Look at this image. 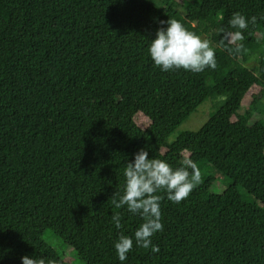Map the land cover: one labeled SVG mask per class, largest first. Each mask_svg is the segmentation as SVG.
<instances>
[{
  "label": "trees",
  "instance_id": "obj_1",
  "mask_svg": "<svg viewBox=\"0 0 264 264\" xmlns=\"http://www.w3.org/2000/svg\"><path fill=\"white\" fill-rule=\"evenodd\" d=\"M185 1L182 14L173 0H0V264L24 255L67 264L47 230L86 264H264V0ZM234 12L256 17L239 41L229 35ZM167 19L209 40L214 69L153 65L147 47ZM220 96L199 131L168 142ZM141 148L173 167L206 161L231 184L216 194L215 178L196 181L179 203L157 193L159 252L134 244L120 262L113 242L142 220L110 198Z\"/></svg>",
  "mask_w": 264,
  "mask_h": 264
},
{
  "label": "clouds",
  "instance_id": "obj_2",
  "mask_svg": "<svg viewBox=\"0 0 264 264\" xmlns=\"http://www.w3.org/2000/svg\"><path fill=\"white\" fill-rule=\"evenodd\" d=\"M255 22V16L246 18L234 12L228 23L238 31L229 34L231 40H241L242 30ZM159 24L161 26L150 40L147 52L153 65L161 72L183 69L199 73L205 67H216L214 49L208 39L189 31L176 19L160 21ZM123 177L122 194L117 198L114 193L110 198L111 204L116 209L125 208L128 213L139 215L142 222L131 236L121 234L113 242L120 262L127 259L134 244L137 248L150 249L154 254L159 252V248L152 243L153 235L163 229L160 212L162 196L157 193L163 191L168 201L179 203L188 196L194 182L199 179L196 166L191 160H184L180 166L173 167L163 159L149 158V152L144 148L138 149L131 161L126 163ZM110 219L113 227L120 230V214L114 213ZM20 264H53V261L45 257L24 255L20 257Z\"/></svg>",
  "mask_w": 264,
  "mask_h": 264
},
{
  "label": "rangeland",
  "instance_id": "obj_3",
  "mask_svg": "<svg viewBox=\"0 0 264 264\" xmlns=\"http://www.w3.org/2000/svg\"><path fill=\"white\" fill-rule=\"evenodd\" d=\"M153 4L156 7H166L169 2L172 0H152ZM173 3L176 9L182 13H186V9L188 8V1L185 0H173ZM259 39H262L260 34H257ZM257 65V59L251 57L248 61L247 66L255 67ZM248 99V98H247ZM226 100V96L220 97H210L203 104H201L190 116L186 119L169 137L168 142L171 143L177 139V137L183 132H197L199 131L213 116L216 110L223 104ZM244 105V104H243ZM242 105V107H243ZM248 108L240 109V113H243ZM260 110L264 111V97L262 98V106ZM186 160V159H184ZM182 160L181 163L184 161ZM196 166L198 172V183H200L203 179L208 177L215 178V182L212 185L211 192L212 193H222L225 188L230 186L231 181L227 179L225 176L220 174L215 168L209 165L206 161L193 162ZM197 183V184H198ZM239 195L246 202H252L253 198L249 196L244 190H239ZM43 240L49 246H51L54 250H56L63 258V260L67 264H86L83 260H81L76 252L69 246L65 245L63 241L56 237L51 231L47 230L43 234Z\"/></svg>",
  "mask_w": 264,
  "mask_h": 264
}]
</instances>
